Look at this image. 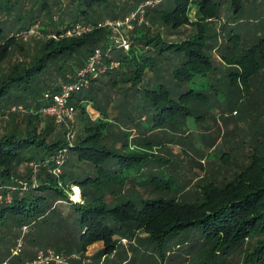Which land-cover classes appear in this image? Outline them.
<instances>
[{
	"label": "trees",
	"instance_id": "trees-1",
	"mask_svg": "<svg viewBox=\"0 0 264 264\" xmlns=\"http://www.w3.org/2000/svg\"><path fill=\"white\" fill-rule=\"evenodd\" d=\"M112 1L116 0H0V117L15 114L12 111H20V108L31 113L38 111L48 103L51 94L60 90L45 82L47 74L54 70L62 72L63 62L68 59L83 67L85 59L95 49H108L111 43L105 29L94 28L81 38L47 42L27 63L6 69L3 63L11 49L19 45L16 34L29 30L44 12L53 15L55 7L61 12L57 24L54 16L51 22L43 24L50 32L61 34L79 22L97 26L102 18L95 8H108ZM229 3L236 7L235 13L241 11V0H174L172 8L160 10L158 7L151 13L160 12L164 21L178 26L188 21L191 7H196L201 20L224 19L227 10L224 12L223 8ZM135 9L136 6L125 5L123 16ZM112 11L113 19L119 18L115 10ZM97 16L99 18H95ZM229 32L226 47L219 50V56L232 69L223 73L212 60L210 53L215 48L209 44L205 33L181 42L164 39L160 34L152 37L142 34L131 42L129 52H115V48V53L106 57V64L117 61L121 70L108 71L104 74L107 80L101 81L100 76L97 82L110 83L111 88L119 87V81L129 84L123 88L126 89L125 100L130 99L135 109L148 118V130L179 131L187 119L198 121L202 110L213 109L214 98L228 99L240 85L248 87L260 72L264 40L245 48L231 26ZM77 94L78 98L72 99L76 108L81 105L82 92ZM33 118L29 117L25 131L15 126L8 134H0V263L10 258L19 240L18 229L42 218L47 223L52 216L46 215H54L58 210L52 200H58L60 205L63 202L76 207L80 215L74 226L80 231L82 249L102 242L103 256L115 252L117 236L132 238L141 230L149 235L147 246H154L153 251L159 253L162 260L169 239L182 235L183 242L199 241L202 251L209 247L202 264H264V156L254 155L252 162L232 181L208 185L202 196L192 203L137 196L109 207L96 196L91 198L90 193H97L106 184L126 185L133 174L145 179H140L142 186L147 183L156 191H170L175 184L163 169L156 173L151 166L145 167L153 161L151 143L146 141L143 151L120 154L101 146L104 123H100L101 126L91 133L87 131L75 144L66 145L59 137L49 141L50 130L45 128L39 132V120ZM61 149H69V156L67 154L61 165L62 173L54 175L51 171L58 167L57 156ZM32 163L39 165L37 181H30L31 175L26 183H21L15 178L16 166ZM82 163L87 164L88 169H84ZM145 168L152 173L145 176ZM72 186L81 188L84 199L90 197L91 201L84 204L70 201L68 192ZM88 187L92 188L91 192ZM76 192L80 196L78 189ZM52 225L55 226V221ZM37 254L27 256L24 261L33 260ZM18 262L22 263V259Z\"/></svg>",
	"mask_w": 264,
	"mask_h": 264
},
{
	"label": "rangeland",
	"instance_id": "rangeland-1",
	"mask_svg": "<svg viewBox=\"0 0 264 264\" xmlns=\"http://www.w3.org/2000/svg\"><path fill=\"white\" fill-rule=\"evenodd\" d=\"M144 1L116 0L112 1L108 8L96 7L95 10L103 20L101 19L93 29L103 28L101 24L104 19H113L112 9L119 16V18L114 19H124L132 13L123 16L125 5L136 6L137 8ZM159 1V6L155 5L147 10L142 22L134 21L131 26L122 30V34L129 39L130 44L135 38H140L142 34H146L148 37L160 34L164 39L181 42L198 35V33H205L209 36L207 38L209 44L215 48L210 53L212 60L220 70L219 72L223 73V71L232 69L219 56V50L226 47L230 36V26L246 45H244L245 48H249L262 39L264 40V0H241L242 8L238 14L235 13L236 7L229 3L223 8L224 12L227 10L223 16L224 19L220 20L207 18L201 20L202 16H199L196 7H191L187 13L188 21L178 24V26H173L172 21H164L160 17V12L151 13L158 7L160 10L172 8L174 2V0ZM60 13L57 7L54 9L53 15L44 12L40 21L34 24L35 29L34 32L31 30L32 35H27L28 30L25 33L16 34L19 45L11 49L3 67L8 69L17 63H27L35 54H39L43 44L52 40L55 42L63 39L71 40L93 32V29L83 34L74 32L73 26L85 24V22L73 23L61 34L50 32L49 27H45L43 24L51 22L53 16L54 22L57 24ZM95 18H99V16ZM38 27L41 35L44 37L50 35L51 37H35L38 34ZM103 29L106 30H104L105 35L111 42L108 46H111L117 35L110 29ZM130 48L131 46L129 49H115L114 51L129 52ZM100 49L103 52L107 50L106 48ZM115 52L112 51L110 54ZM87 59H85L84 64ZM74 61L68 59L67 62H63L62 72L58 73L54 70L47 74L45 82L51 87L57 88L61 87L65 80H74L78 69L81 68L75 65ZM261 63L260 72L251 80L248 87L240 85L239 89L233 90L228 99L214 98L213 109L202 110L198 121L194 118L187 119L185 126L180 127L179 131L176 132L168 128L148 130V118L135 109L136 107L130 99L125 100L127 99L125 98L126 89L123 88H127L129 84H123L119 81V87L111 88L110 83L104 84L100 81L97 82L98 78H92L80 91L82 92L81 105L76 108L75 138L73 140L68 139L67 129L64 126L57 125L51 117L39 115L37 109L32 113L23 109L17 112L12 111L15 114L0 117V134H8L15 126L20 131H25L26 127L28 128L29 117L32 116L34 121L37 118L39 120H36L39 124V132L44 131L45 128L46 131L50 130L51 136L47 137L49 141L59 137L61 140H65L66 145H70L75 144L79 138H84L87 131L91 133L101 126L100 123H104V127H101L104 136V140L100 143L101 146L121 154L122 152L143 151L145 150L144 144L149 141L152 145L150 153L153 154V161L150 164L146 163L145 167L151 166L150 168L156 173L159 172L160 168L163 169L167 175L175 180V184L171 188L169 187L170 191H156L147 183L142 186L140 179L143 178L138 177L139 174H133L127 180L126 185L106 184L105 188L101 187L97 193L94 194V191L90 193L91 198L96 196L109 207H113L125 198L135 199L137 196H143L146 199H175L192 203L202 196L208 185H223L232 181L237 173L252 162L254 155L264 156V58ZM118 64L119 66L112 68L111 72H115L116 69L121 70V65L119 62ZM100 78L101 81H106L108 77L102 75ZM78 95L75 94L76 98ZM68 150L61 149L58 151L57 161L61 163H57L59 166L63 164L64 159H67V154L69 156ZM34 164L16 166L15 178L21 183H26L32 175L30 181L36 182L39 165L36 163L35 167ZM81 166L88 169V165L85 163H82ZM60 172L62 173V168ZM150 173L152 171L145 168V176ZM89 187L87 189L92 190ZM77 189L80 196L76 192ZM68 196L73 203L84 204L91 201L90 197L84 199L81 188L75 186L69 189ZM76 196L80 198L79 201L75 200ZM1 199L3 198L1 197ZM52 202H54V206H58V210L54 215H52L53 213L46 215L52 216L47 219V223L42 218L38 219L37 224L31 222L18 229L19 240H17L14 248L21 241L24 252L19 257L10 259V264H26L30 261L29 259L24 261L27 256L30 257L48 249L61 252L65 254L66 258L72 257L70 264H202L204 262L202 257H206L209 252V247L201 250L199 241H194L192 244L189 241L183 242V236L178 235L169 239L168 246L165 248V259L162 260L159 253L153 251L154 246H147L146 239L149 235L140 230L136 231L132 238L131 236L128 238L117 236L115 238L118 240L115 252L103 256L101 254L104 250L102 242L82 249L80 231L78 227L74 226L80 217L76 207L63 202V205H60L58 200H52ZM54 221L55 226L52 225ZM21 259L22 263H19L18 261Z\"/></svg>",
	"mask_w": 264,
	"mask_h": 264
},
{
	"label": "built area",
	"instance_id": "built-area-1",
	"mask_svg": "<svg viewBox=\"0 0 264 264\" xmlns=\"http://www.w3.org/2000/svg\"><path fill=\"white\" fill-rule=\"evenodd\" d=\"M160 3L159 0H145L141 3L134 12L126 16L124 19H107L102 22L101 26L112 30L117 36L114 38L111 46L103 52L102 49L97 48L89 56L88 60L83 67L78 69L75 79L65 82L61 85L60 90L48 97V103L43 105L37 111L39 115L44 117H51L54 119L55 123L59 126H64L67 129V135L69 140L75 138V120H76V107L72 103V99L80 92L85 85L92 78H99L100 76L111 71L112 68L118 67L117 61H112L106 64L104 61L106 57L116 48V49H129L131 46L130 41L127 37L122 34V30L125 27L131 26V24L136 22H142L147 10L153 8L155 5ZM38 26V25H36ZM94 26H89L86 24H76L73 26L74 32L78 34H83L91 31ZM35 29V25L28 30L27 35H32V31ZM32 30V31H31ZM34 32V31H33ZM37 33L35 37L50 38L48 35L44 37L40 34L39 27L37 28ZM40 34V36H38ZM55 35V34H54ZM66 35V34H65ZM55 38V36H52ZM22 110V108H20ZM66 151V150H65ZM58 164H61L57 161ZM35 166V164H34ZM36 167V166H35ZM61 166L58 165L52 173L59 175ZM23 250V243L19 241L17 246L12 250L10 258L5 260L0 264H10V259L13 257H19ZM70 259L72 257L66 258L64 255L57 253L52 249L46 251H40L33 260L26 262V264H70Z\"/></svg>",
	"mask_w": 264,
	"mask_h": 264
},
{
	"label": "bare ground",
	"instance_id": "bare-ground-1",
	"mask_svg": "<svg viewBox=\"0 0 264 264\" xmlns=\"http://www.w3.org/2000/svg\"><path fill=\"white\" fill-rule=\"evenodd\" d=\"M75 200L79 201V200H80V198H79L78 196H76V197H75Z\"/></svg>",
	"mask_w": 264,
	"mask_h": 264
}]
</instances>
